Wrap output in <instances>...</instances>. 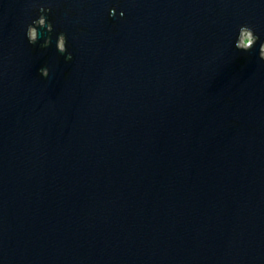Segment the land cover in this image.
<instances>
[{"label":"water","instance_id":"95a60500","mask_svg":"<svg viewBox=\"0 0 264 264\" xmlns=\"http://www.w3.org/2000/svg\"><path fill=\"white\" fill-rule=\"evenodd\" d=\"M241 25L264 41V0H0V264H264Z\"/></svg>","mask_w":264,"mask_h":264},{"label":"clouds","instance_id":"9594fccd","mask_svg":"<svg viewBox=\"0 0 264 264\" xmlns=\"http://www.w3.org/2000/svg\"><path fill=\"white\" fill-rule=\"evenodd\" d=\"M40 13L39 17L32 20V22L27 26L26 29V39L30 45H36L39 39L38 29L43 28L48 33L53 31V25L47 19V14L51 12L50 7H45L40 5L38 7ZM114 10H110V15H114ZM123 16V12L120 14ZM260 41V38L255 34L252 27L248 25H241L238 30V37L235 41V48L241 52H250L253 47ZM51 44V37L49 36L44 42L40 45L41 48H47ZM56 49L61 54H66L65 59L71 61L73 59L72 54L68 52L67 49V38L63 33H59L56 42ZM258 58L261 61H264V41L259 42L258 49ZM39 74L43 78L49 76L48 67H42L39 69Z\"/></svg>","mask_w":264,"mask_h":264}]
</instances>
